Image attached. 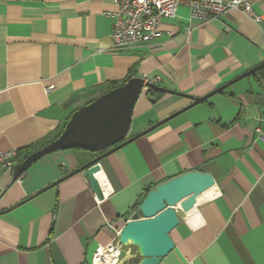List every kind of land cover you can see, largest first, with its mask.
<instances>
[{
  "label": "crops",
  "instance_id": "0c3cea01",
  "mask_svg": "<svg viewBox=\"0 0 264 264\" xmlns=\"http://www.w3.org/2000/svg\"><path fill=\"white\" fill-rule=\"evenodd\" d=\"M114 10L112 0H0V150L58 134L128 75L203 97L264 61V0L253 1L257 22L237 10L202 21L180 5L158 38L127 49L113 47ZM191 102L143 87L127 137ZM101 153L59 149L14 181L13 167L0 170V264H91L146 187L192 170L214 184L177 210L174 247L158 264H264V69L101 157L98 199L80 167ZM119 251V264L140 259L133 245Z\"/></svg>",
  "mask_w": 264,
  "mask_h": 264
},
{
  "label": "water",
  "instance_id": "95a60500",
  "mask_svg": "<svg viewBox=\"0 0 264 264\" xmlns=\"http://www.w3.org/2000/svg\"><path fill=\"white\" fill-rule=\"evenodd\" d=\"M263 67L264 61L203 97L178 93L144 81L141 77H131L127 82L99 94L90 102L76 108L56 138L13 166L12 181L16 180L33 161L59 149L81 148L102 152L80 167L92 191L101 199L102 191L95 176L101 157ZM143 87L181 94L190 98L192 102L137 135L127 137L133 105ZM212 184L213 176L200 170L187 171L156 184L145 193L130 219L120 228L118 233L120 244L136 247L140 257L137 264H158L174 247L170 232L179 223L177 210L183 212L191 210L197 204L196 194Z\"/></svg>",
  "mask_w": 264,
  "mask_h": 264
},
{
  "label": "built area",
  "instance_id": "2783aa9c",
  "mask_svg": "<svg viewBox=\"0 0 264 264\" xmlns=\"http://www.w3.org/2000/svg\"><path fill=\"white\" fill-rule=\"evenodd\" d=\"M254 0H112L116 10L107 15L113 20L111 39L115 49H127L137 43L148 42L160 36L159 24L163 18L176 15L178 6L185 5L192 18L202 21L220 17L230 10L259 21L261 16L253 11ZM53 87L46 88L49 91ZM260 131V128H257ZM16 151L0 150V170L13 167ZM119 230L105 245H99L92 256L91 264H100V250L115 253L113 264H119Z\"/></svg>",
  "mask_w": 264,
  "mask_h": 264
},
{
  "label": "trees",
  "instance_id": "16d2710c",
  "mask_svg": "<svg viewBox=\"0 0 264 264\" xmlns=\"http://www.w3.org/2000/svg\"><path fill=\"white\" fill-rule=\"evenodd\" d=\"M262 69H264V68H262ZM130 78H131V75L126 76V77L121 81L120 84H123V83L127 82ZM120 84H119L118 82H116V81H113V82L109 83V84L106 86L105 90L102 91L101 93L106 92V91H108V90H110V89H112V88H114V87H116V86H118V85H120ZM101 93H100V94H101ZM147 94L150 95V96L157 97V96H160L161 94H163V92L158 91V90H155V89H151V88H149V89H147ZM97 96H98V95H97ZM97 96H95V97H97ZM95 97H94V98H95ZM94 98H92L91 100H93ZM91 100H89L88 102H90ZM88 102H87V103H88ZM67 120H68V119H67ZM59 133H60V132H59ZM59 133H58V134H59ZM58 134H56V135H52V136L44 137V138L39 139V140H37V141H35V142L29 144V145H26V146H24V147L19 148V149L16 151L15 162H16V163L20 162V161L23 160L27 155H29L31 152H33V151H35V150L41 148L42 146H44V145H46L47 143H49L50 141H52L54 138H56V137L58 136ZM149 189H150V187H146V188H145V192H147ZM135 264H137V263H135Z\"/></svg>",
  "mask_w": 264,
  "mask_h": 264
},
{
  "label": "bare ground",
  "instance_id": "6f19581e",
  "mask_svg": "<svg viewBox=\"0 0 264 264\" xmlns=\"http://www.w3.org/2000/svg\"><path fill=\"white\" fill-rule=\"evenodd\" d=\"M180 207H178L179 209ZM103 249L100 250L101 256H100V264H113L115 261V253L109 254L108 252L103 253Z\"/></svg>",
  "mask_w": 264,
  "mask_h": 264
},
{
  "label": "rangeland",
  "instance_id": "374dc122",
  "mask_svg": "<svg viewBox=\"0 0 264 264\" xmlns=\"http://www.w3.org/2000/svg\"><path fill=\"white\" fill-rule=\"evenodd\" d=\"M122 254H123V253H122L121 251H119V258H121Z\"/></svg>",
  "mask_w": 264,
  "mask_h": 264
}]
</instances>
